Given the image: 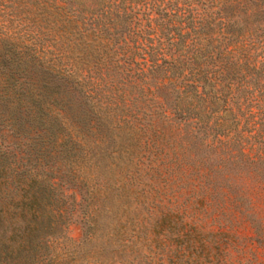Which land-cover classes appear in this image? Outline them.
Instances as JSON below:
<instances>
[{
	"label": "trees",
	"instance_id": "16d2710c",
	"mask_svg": "<svg viewBox=\"0 0 264 264\" xmlns=\"http://www.w3.org/2000/svg\"><path fill=\"white\" fill-rule=\"evenodd\" d=\"M162 172L264 250V0H0V264H124Z\"/></svg>",
	"mask_w": 264,
	"mask_h": 264
},
{
	"label": "rangeland",
	"instance_id": "374dc122",
	"mask_svg": "<svg viewBox=\"0 0 264 264\" xmlns=\"http://www.w3.org/2000/svg\"><path fill=\"white\" fill-rule=\"evenodd\" d=\"M143 180L154 185V190H147L143 195L146 205H139L146 214L145 235L139 238V252L129 250L123 256L124 264H264L263 248L254 240L250 224L241 219L234 221L232 228L230 225L220 228L211 218L206 220L205 231L227 232V241L213 242L208 238L205 253L196 251L193 247L199 243L187 233L188 223L193 219L185 216L180 220L178 217V212H182L179 205L188 193L183 189L178 191L177 184L171 183L172 179H167L164 172L153 177L148 174ZM67 234L72 242L81 239L82 223L76 210L69 215ZM115 260L116 263L120 260L118 254Z\"/></svg>",
	"mask_w": 264,
	"mask_h": 264
}]
</instances>
